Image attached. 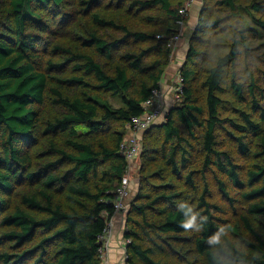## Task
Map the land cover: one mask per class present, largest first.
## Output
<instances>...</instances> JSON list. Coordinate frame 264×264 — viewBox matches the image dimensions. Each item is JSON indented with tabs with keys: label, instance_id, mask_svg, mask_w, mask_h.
I'll use <instances>...</instances> for the list:
<instances>
[{
	"label": "trees",
	"instance_id": "trees-1",
	"mask_svg": "<svg viewBox=\"0 0 264 264\" xmlns=\"http://www.w3.org/2000/svg\"><path fill=\"white\" fill-rule=\"evenodd\" d=\"M188 1L139 3L144 8H160L177 29L168 26L165 34L170 37L158 35L161 38H153L155 45L138 52L121 51V47L148 42L152 40L149 34L114 21H101L95 15L96 22L124 35L108 41L92 34L86 40V45L106 60L79 57L77 69L91 78L87 80L52 77L38 64L37 48L46 42L43 34L52 27L46 15L58 14L69 0H0V244L7 246L0 253V264H104V237L115 216V190L128 172V163L120 153L126 137L113 125L128 126L133 117L143 114L142 104L153 90L160 89L171 63L173 49L169 42L179 30L180 11ZM224 4L236 10V0H224ZM250 9L261 17H255ZM246 10L264 29V0H250ZM239 35L230 52L207 71L202 82L204 99L197 95L199 90L191 88L195 74L182 71L184 100L181 97L182 102L167 112L163 126L155 127L162 130L167 151L161 169L151 176L162 177L164 183L147 187L140 194L143 202L132 204L131 212L141 221L131 222L136 226L127 232L126 238L131 240L129 264H168L164 245L181 240L186 232L180 226L186 219L181 206H189L182 200L175 180L167 179L162 171L168 167L171 175L180 177L190 165L193 147L204 158L203 173L214 168L236 186L243 185L239 166L228 151L219 150L218 140L219 132L227 131L229 125L244 134L239 148L246 153L248 146L243 139L264 132V97L251 103V113L240 111L242 123L222 118L219 94L228 70L236 65L246 46V38L242 35L239 39ZM197 57L203 58L204 53L192 47L189 64H195ZM50 66L60 69L63 64ZM232 77L235 97L246 106L243 85L236 83L235 74ZM51 80H57L63 88L76 85L77 89L69 94L53 89L54 102L62 112L47 121L43 133L69 137L62 141L50 138L45 149L34 154L32 147L41 137L40 107L46 102ZM109 97L120 98L123 105L115 107ZM261 141L264 162V137ZM255 169L249 173V206L237 225L223 228L214 214L219 208L206 201L207 189L200 197L198 225L202 230L195 243L208 264H264V163L255 165ZM194 173L187 175L188 181ZM218 183L227 196L224 183L219 179ZM152 213L159 218L151 219ZM218 233L219 243L210 242Z\"/></svg>",
	"mask_w": 264,
	"mask_h": 264
},
{
	"label": "rangeland",
	"instance_id": "rangeland-1",
	"mask_svg": "<svg viewBox=\"0 0 264 264\" xmlns=\"http://www.w3.org/2000/svg\"><path fill=\"white\" fill-rule=\"evenodd\" d=\"M142 1L147 0H69L58 14L52 16L47 13L49 14L46 15L47 19L52 21V27L48 33L43 34L46 37V42L37 48L38 64L41 71L52 77L58 75L62 78L84 77L87 80L91 79L77 69V65L81 63L79 57L90 55L104 63L106 60L100 56L94 47L86 45V40L91 39L92 34L108 41L121 38L124 35L112 26L102 25L99 21L96 22L95 15L101 21H114L118 25L147 33L152 37V40L144 43L130 42L121 47V51L138 52L141 48L155 45L154 37L167 35L165 31L168 26L174 30L177 29L174 21L170 20L164 11L158 7L144 8L139 4ZM249 4L250 0H236V10L233 11L224 4V0L196 1V5L190 12L187 25L183 29L182 40L171 54L170 66L177 63L176 74L180 84L178 85L177 81L173 84L174 91H176V93L173 92V97L176 99L173 101L175 106L184 100L182 71H191L195 74L190 84L191 88L195 91L199 90L200 93L197 95L204 99L202 82L207 76V71L216 64L219 57L230 52L238 32L240 33L239 39H242V35L246 38L244 41L246 46L243 48L236 65L228 70L223 92L219 94L222 100V118L236 119L237 123H242L243 117H239L240 111L251 113V103L255 100L260 102L261 98L264 97V29L253 21L249 11L255 17H261V15L251 9L246 10ZM60 15L63 16V19L57 20ZM33 30L40 33L38 29ZM167 36L170 37L169 34ZM192 47L196 51L204 53L203 58H195V64L188 62V55ZM178 49L180 51L177 53ZM153 58H156V54H153ZM50 64H63V67L54 69L51 68ZM232 74H235L236 83L243 85L246 106L241 103V99L235 97L231 86ZM56 88L61 89L64 94H69L72 91L75 93L77 86L67 89L66 87L63 88V85L57 80H51V89L47 93L46 102L40 107L41 137L38 138V144L32 147L34 154L45 149L50 138L62 141L69 137L67 134L48 136L43 133L47 121L52 120L62 112L54 102L56 95L53 89ZM252 88H254V93L251 92ZM179 89H181L179 96L180 99L182 97V100L176 98ZM109 101L115 107L123 105L120 98L109 97ZM262 103H264L263 100ZM161 123H164L163 120ZM113 127L124 133V137H128L131 133L130 128L126 125L114 124ZM242 135L244 134L228 125L227 131L219 132L218 139L219 150L228 151L234 163L239 166L238 173L240 181L243 183L241 188L236 186L226 174H222L214 168L203 173L204 158L197 147L191 149L190 165L180 177H176L175 174L171 175L168 167L162 171L167 179L173 178L175 180L179 191L182 193V200L192 208V213L197 215V224L200 213L198 204L204 189L208 191L206 201L219 208V211L214 210V214L219 218V223L223 228L237 225L241 216L246 214L249 206L246 195L252 188L249 173L256 171L255 165L264 163L263 157L260 155L263 151L261 137H264V132L262 136L249 135L243 139L248 146L246 153H243L239 148ZM137 136L141 142V150L128 168L127 177L131 181V188L129 196L126 198L127 208L120 213L122 221L125 223V238L128 229L136 226L131 222L141 221L136 213L131 212L132 204L143 202V199H140V194L145 192L147 187L164 183L162 177L154 178L151 176L161 169V163L167 151L166 148H163L164 135L162 130L154 127L148 132L137 133ZM190 141L192 142L191 138ZM191 171H195V173L192 175L191 181H188L187 175ZM218 179L224 183L227 196L222 193ZM158 218V214L152 213L151 219ZM197 236L198 232L189 230L180 236L182 237L181 240L172 241L171 245H164L166 252L163 256L168 264H208L206 258L199 255L196 250ZM5 249L7 246L0 244V253ZM104 259H108L106 252L103 253V261ZM27 264H30V261Z\"/></svg>",
	"mask_w": 264,
	"mask_h": 264
},
{
	"label": "built area",
	"instance_id": "built-area-1",
	"mask_svg": "<svg viewBox=\"0 0 264 264\" xmlns=\"http://www.w3.org/2000/svg\"><path fill=\"white\" fill-rule=\"evenodd\" d=\"M196 0H189L185 7L180 11L181 20L179 21V30L176 35L170 40L169 47L173 50L177 48V45L182 40L183 29L186 27V20L188 19L190 12L195 5ZM161 38V36H158ZM179 80V79H178ZM177 80L178 85L179 82ZM181 89L177 91V99H180ZM163 92L161 89L153 90L151 97L142 104L143 114L141 116L133 117L131 122L128 124V127L131 130V133L120 145V153L125 157L128 168L130 164L136 159L140 150L141 142L137 136V133L146 132L153 125L161 123L162 120L166 118L167 112H165L162 105ZM131 188V181L127 174L121 179L115 190V200H114V209L115 214L122 213L126 210V198L129 196ZM111 235V222L108 226V229L105 233V237H110ZM105 237H104V248L102 251V256L105 250ZM131 243L130 239H124V259L122 264L128 263V245Z\"/></svg>",
	"mask_w": 264,
	"mask_h": 264
},
{
	"label": "crops",
	"instance_id": "crops-1",
	"mask_svg": "<svg viewBox=\"0 0 264 264\" xmlns=\"http://www.w3.org/2000/svg\"><path fill=\"white\" fill-rule=\"evenodd\" d=\"M179 51L180 50L178 49L177 53ZM176 64L177 63H173L171 66L168 67L160 87L163 92L162 105L164 107L165 112H168L175 106L173 101L176 99H174L173 97V92L176 93V91H174L175 88L173 84L176 83V81L178 80V76L176 74ZM124 227L125 223H123L122 221L121 214H115L113 220L111 221V235L108 238L105 237L106 242L104 252L107 253L108 259H104V264H122V261L124 259V239H126Z\"/></svg>",
	"mask_w": 264,
	"mask_h": 264
},
{
	"label": "clouds",
	"instance_id": "clouds-1",
	"mask_svg": "<svg viewBox=\"0 0 264 264\" xmlns=\"http://www.w3.org/2000/svg\"><path fill=\"white\" fill-rule=\"evenodd\" d=\"M181 210L184 211V214L186 216V219L183 220L181 223V227L185 229L186 231L189 230H194L195 232H200L202 229L201 227L197 224V215L192 213V208L187 207L186 205L181 206ZM207 219V217H204ZM224 229L221 228V232H223ZM220 241V234L218 233L217 235L213 236L210 240L212 243H219Z\"/></svg>",
	"mask_w": 264,
	"mask_h": 264
},
{
	"label": "water",
	"instance_id": "water-1",
	"mask_svg": "<svg viewBox=\"0 0 264 264\" xmlns=\"http://www.w3.org/2000/svg\"><path fill=\"white\" fill-rule=\"evenodd\" d=\"M172 109H170L168 112H170ZM164 125V123H158V124H155V125H153L150 129H152V128H154V127H156V126H163Z\"/></svg>",
	"mask_w": 264,
	"mask_h": 264
}]
</instances>
